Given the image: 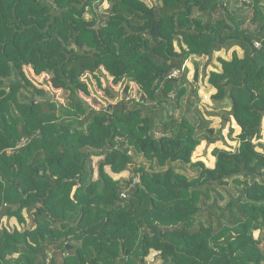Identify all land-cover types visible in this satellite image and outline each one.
Segmentation results:
<instances>
[{
  "label": "trees",
  "instance_id": "16d2710c",
  "mask_svg": "<svg viewBox=\"0 0 264 264\" xmlns=\"http://www.w3.org/2000/svg\"><path fill=\"white\" fill-rule=\"evenodd\" d=\"M236 46L203 112L186 63ZM263 120L264 0H0V222L29 220L0 226V264H264ZM233 121L239 145L194 161Z\"/></svg>",
  "mask_w": 264,
  "mask_h": 264
},
{
  "label": "rangeland",
  "instance_id": "374dc122",
  "mask_svg": "<svg viewBox=\"0 0 264 264\" xmlns=\"http://www.w3.org/2000/svg\"><path fill=\"white\" fill-rule=\"evenodd\" d=\"M145 1L149 5H155L156 3L159 2V0H145ZM108 7H109V4L107 2H104L98 8V11L103 12ZM87 17H90V15H88ZM234 51H237L240 56L244 55L243 50L240 47L236 46V47H233L231 49L223 48L220 51L215 52L213 58L209 61L210 63H208V57L207 56L193 57L187 61L186 64L189 68L188 78L190 80H194V76H195L197 70L200 72V78H199V82H198V87H199V92H198L199 98L198 99L199 100H196V98H193V101L195 103H196V101L198 102V105L203 112H206V110H212L214 108V105L212 104V98H211L213 93H214V88H211V85L208 81L210 72L212 70H219L222 67V64L219 61V58L231 59ZM102 77H103L102 84L104 86L107 83V81H110V80L108 79L109 77H107V76L106 77L102 76ZM35 81H37V84L38 83L41 84L42 78L39 76V79H35ZM97 82L98 81L92 75L89 76L90 94L89 95L83 94L86 98H88V99L90 98V100L91 99L93 100L94 98L95 99H97V98L104 99V92L98 86ZM126 85L131 87V89L129 87L127 88ZM126 85L121 89H123L124 91L126 89H129L128 92L130 94L137 95V91H138L137 90V84H135L134 82H129V83H126ZM116 87L118 88L119 85H116ZM103 104H105V102H103ZM184 104H185V102H182V105H183L182 108H179L177 110H176V105L174 107H171L172 110H174L176 112V116L179 117L181 115ZM206 118L211 120L212 126H214L217 129L221 128L222 119L220 117L207 115V113H206ZM230 124L228 123L225 126V128L223 129V133L225 135L226 141L221 140V141L211 143V144L210 143L207 144L206 141L202 142L197 147L195 152L193 153V160L194 161L202 160L205 162V164L208 167H215L216 156L213 154L214 148L221 147V148H225L227 150L235 149L239 145L240 142L235 140L234 138L237 136V134L240 133L241 129L236 125V123L234 121L231 122ZM230 127L234 128V132L231 136H230ZM260 141L262 142L261 144H264V120H263V138L260 139ZM258 150L264 151V146L263 145L258 146ZM139 158L141 159L142 157L139 156ZM99 160H100V157H94L96 167H97V162ZM106 171L114 179L121 178V176L122 177L124 176L126 178H133V179L136 177V175L134 176L132 172L130 173V171H125L122 174H116V173H113V171L109 167H106ZM98 177H99L98 173H97V171H95V178H98ZM219 191L224 196V198L219 199V202L222 206H224L226 203L229 202L231 197L238 196L239 185L231 180L229 185H227L226 187H220ZM25 215L27 216L26 213H25ZM28 223H29V220H28ZM27 224H23L16 217H4L0 222V226L5 227L8 230H13L14 228H16L18 230H23L26 226H28ZM158 253H159V251L152 250L151 253L149 254V256H147V259H146V260H148L147 264H161L162 260L157 255ZM16 256H17V254H16Z\"/></svg>",
  "mask_w": 264,
  "mask_h": 264
},
{
  "label": "built area",
  "instance_id": "2783aa9c",
  "mask_svg": "<svg viewBox=\"0 0 264 264\" xmlns=\"http://www.w3.org/2000/svg\"><path fill=\"white\" fill-rule=\"evenodd\" d=\"M257 45L259 46L258 43H257ZM186 65H187V64H186ZM179 73H180V70L176 69V70L173 71L172 75L177 76ZM139 182H140V177H139V176H136V177L133 179V181H132V183H131L130 185H131V186H135V185H136L137 183H139ZM128 190H129V189H125V190L123 191V193H122V196L126 197V196L128 195Z\"/></svg>",
  "mask_w": 264,
  "mask_h": 264
},
{
  "label": "crops",
  "instance_id": "0c3cea01",
  "mask_svg": "<svg viewBox=\"0 0 264 264\" xmlns=\"http://www.w3.org/2000/svg\"><path fill=\"white\" fill-rule=\"evenodd\" d=\"M211 88H214V87H212L211 86ZM216 92V89L214 88V93ZM102 157H100V159H101ZM98 173V172H97ZM122 174V173H121ZM122 177V176H121ZM124 177V176H123ZM126 178V177H125Z\"/></svg>",
  "mask_w": 264,
  "mask_h": 264
},
{
  "label": "water",
  "instance_id": "95a60500",
  "mask_svg": "<svg viewBox=\"0 0 264 264\" xmlns=\"http://www.w3.org/2000/svg\"><path fill=\"white\" fill-rule=\"evenodd\" d=\"M67 247L70 248L71 246L68 245Z\"/></svg>",
  "mask_w": 264,
  "mask_h": 264
}]
</instances>
